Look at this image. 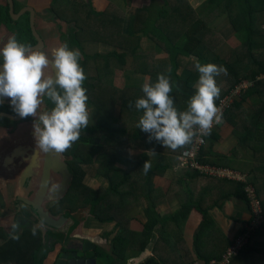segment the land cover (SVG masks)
I'll use <instances>...</instances> for the list:
<instances>
[{"label": "trees", "instance_id": "16d2710c", "mask_svg": "<svg viewBox=\"0 0 264 264\" xmlns=\"http://www.w3.org/2000/svg\"><path fill=\"white\" fill-rule=\"evenodd\" d=\"M126 2L127 0L120 1L121 5L128 4ZM164 3L166 6L169 5L168 0H164ZM206 3V6L214 5L217 8L222 7L223 14L228 16L233 30L237 32L239 37H244L243 41L242 39L241 41L245 43L243 45L247 50L246 53H241L240 49L242 47L239 46L237 51H233V55L231 56L233 57V61L224 59L218 54L214 57L207 56L205 54L208 52L207 43L211 44V42H208L207 32L210 30L206 29V25H200L198 19H193L194 10L183 13L185 20H193L189 25L185 23L183 30L176 29L164 32L157 25V21H162L170 15L167 14V9L157 10L156 19L154 14L151 16L152 13L148 8L138 9L136 14L124 17L122 12L126 11L127 6L123 8L121 14L110 13L107 9L106 12L104 10H89L87 18L91 19L90 36L84 38V29L80 27L75 30V34L69 44L70 48L78 49L81 52L79 62L86 76L83 87L87 90V106L92 110V118L95 121L92 124L89 123L85 129H82L79 140L66 150L70 155L71 186L68 192L53 204L54 207L51 209V212L54 215L64 213L71 217L73 213L81 209H88L87 212L81 211L79 212V216H75L76 220L70 226V231L80 225V222L86 218L87 214L93 216L99 223L116 222L117 230L113 232L112 238V256L105 255L106 253L103 254L104 251L102 249H98L99 252H97V257L101 259L106 258L107 264H125L128 260V254H126L128 247H132L137 241L144 239V242L138 248V253H141L145 250L153 230L158 231L162 237H166L169 234L166 221L174 219L179 225L182 222L181 215L188 214L193 207L192 204H183L182 208L174 215H170L166 221L159 216L157 211L154 216L152 215V212L155 211L152 195L154 176L162 175L169 167H172L177 162L179 154L190 144L175 151L166 148L168 150L156 160H150L146 153H139L142 159L137 161V158L133 154L130 155L129 150H126V145L131 146L134 142L143 143L148 140V134L137 128L139 116L134 113V111H138L135 108V101L143 96L142 87L138 85L131 86L120 92L111 85L102 83V77L105 74L115 71L113 70L114 66L121 68L125 66L128 56L134 58L135 72L147 76V66L138 61L137 49L139 40L142 38H137L138 33H141L144 37L151 36L152 38H156L168 50L171 66L164 67L165 70L170 69V72L168 70L164 74L170 76L173 87L170 95L174 97V105L179 111L187 109V102L196 91L194 85L199 76L197 72H193L186 78H182L177 74L178 69L182 67L181 56H194L195 60H199L202 64L215 63L218 66L229 69L233 73L236 83L229 87L230 90L227 91L228 93L226 92L227 94L230 93L232 88L245 80L248 81L250 79L255 81V85L243 92V95L236 101L233 108L227 112L226 117L228 118L234 114L236 110L245 108V102H248V100L255 96H259L261 102L255 106L256 121L253 120L250 125L255 129L261 128L264 121V52H255V37L264 36V0H207ZM7 20L6 15L0 16V21L7 22ZM184 29L191 30L184 32ZM85 41L103 43L116 47V49L107 54L97 53L89 56L84 49L83 44ZM102 65L103 67H100ZM93 69H97L98 76L96 78L88 76V71ZM158 73H163V71L159 70L154 76H151L153 82L156 81ZM219 100L215 101L216 105ZM129 102L133 105L131 108L129 107ZM140 111L143 112V110ZM236 129L238 131L239 127H236ZM239 136L242 143L255 141L254 139L244 140V133L241 132ZM103 137L112 140L116 145L114 147L106 146L101 141ZM129 139L131 141L125 143ZM258 141L261 142V138H258ZM123 154L131 158L130 167L127 169L117 166L118 160L124 159ZM209 154H212V152L205 151V147H203L199 160L212 164L214 160L207 157ZM145 160H149L152 165L147 174L144 173L142 168ZM96 162H98L97 167L95 166ZM92 165L95 168H91L89 172L93 171L94 174L105 178L108 181L107 186L102 185L99 188H95L86 185V176ZM139 172L143 175H139L140 179L137 177ZM193 172L203 175L198 170H193ZM203 176L213 177L210 175ZM235 185L236 190L227 194V196L239 197L249 202L245 184L236 181ZM136 196H139V199L145 197L147 198V203L148 201L150 203V207L147 206L145 212L146 215L148 214L147 220L140 232L128 228L127 224H131L130 220L126 219L123 214L121 215L122 205L128 204L131 201L134 202V199L137 203L138 199ZM204 217L203 227L207 222L211 221L208 213L204 214ZM250 222H247L243 232L247 231ZM201 230L195 236L196 244H198ZM54 232L55 230L50 229L48 235L57 234ZM23 235L27 238L24 242L20 238ZM19 238V248L22 250L23 245V248L26 249L24 252L28 253L30 264H43L51 250L46 248V242H43L41 231H35L34 235L32 229L26 228L24 233L19 235ZM9 242H11V239ZM51 245L55 246L54 238ZM5 248H7L6 245L1 249ZM224 254L212 257V259L205 258L206 260L204 261L208 263L213 259H221ZM235 259L232 264L236 263ZM194 262L181 259L180 257L174 261L162 257H152L143 264H193Z\"/></svg>", "mask_w": 264, "mask_h": 264}, {"label": "crops", "instance_id": "0c3cea01", "mask_svg": "<svg viewBox=\"0 0 264 264\" xmlns=\"http://www.w3.org/2000/svg\"><path fill=\"white\" fill-rule=\"evenodd\" d=\"M120 1L121 0H114L112 2L111 0H105L104 6H107L105 8L110 13L113 12L110 6L118 11H122V8L126 6H128L127 9L129 10L133 8L132 12L126 17L136 14L138 9L148 8L152 13L151 16L154 14L155 19L157 10L167 9V14L170 15L162 21H157V25L161 27L164 32L174 31L176 29L183 30V25L185 23L189 25L190 22L193 21L185 20L183 13L190 12L191 10L195 12L193 19H198L200 25H206V27H208L207 21L209 20L220 18V21H222L223 19L228 22V25L221 27L219 30L216 29L215 35H213L211 31L207 32L208 42H211V44L209 45V43H207L208 52L205 54L209 57H214L218 54L224 59L233 61L231 57L233 51H237L239 48L236 43L239 40L241 41L242 38L233 30L232 25L229 23L228 16L223 14L222 7L217 8L214 5L206 6L207 0H168V6H166L165 3L163 4L164 0H156V2H154V0H127L126 3L128 4H123L122 7ZM137 1L148 3L136 6V3H138ZM44 22L45 21L41 20L38 22L39 28L45 29L46 26ZM139 37L142 38L139 40L137 49L139 56L138 61L147 66V76H154L159 70H162L163 73H167L169 69L165 70L164 67L171 66L168 50L156 38H152L151 36L144 37L141 33H138L137 38ZM220 37L221 41H227L222 47H219L221 45ZM255 43V52H264V36H256ZM88 46H91V50ZM84 48L87 54H95L101 51L100 54H107L116 49V47L95 42L85 44ZM110 48H113V50H110ZM118 50L121 52L120 49ZM195 59L194 56H181L182 67L178 69L177 74L182 78H186L193 72L198 73L194 66ZM116 69H121V67L114 66L113 70ZM136 73L139 76H145L139 72ZM108 74L112 75L113 73H107L105 75ZM216 80L217 85L221 88L220 97L217 99L219 100L223 95L228 93L227 91L230 90L229 87L236 83V80L229 69H227L226 76L222 74L217 77ZM105 83L107 85H112L111 79H107ZM142 83L141 78L140 83L133 84L132 86L138 85L142 87ZM116 89L118 90V88ZM260 102V97L255 96L244 103L245 108L236 110L234 114L228 118L226 117V119L223 120L224 122L212 132L208 145L205 146V151L212 152V154L207 155V157L214 160L212 163L213 165L231 167L243 174H247L249 179H251L257 187L264 202V121L262 122L261 128L255 129L250 125L255 115V106L259 105ZM134 113L139 117L142 115L140 110L134 111ZM236 127H239L238 131ZM240 132L244 133V140H256L261 138V144L258 145V153H256L251 145V143L254 145L253 141L241 142L239 136ZM31 138L33 137L30 133L28 134L26 132L25 127L20 126L16 131H13V126L7 128L6 125H0V159L5 161L14 159L16 162L29 163V161H27L29 160L28 157H31L34 153L35 147L25 148L27 144L30 143ZM11 141L12 143L9 144ZM3 145H7V154H5V156L1 151V146ZM131 146L132 148L140 149L141 151L138 150V153H146L150 160L159 159L162 154L168 150L155 140L151 142L147 140L143 143L134 142ZM16 150H18L16 156L7 157L12 153L16 154ZM149 150H154L157 155L152 156ZM123 160L124 159L121 161ZM176 161H178V159ZM117 166L119 165L117 164ZM11 172L12 170L5 171L4 174L6 173L8 175ZM32 173H34L33 170ZM7 175L2 176L6 177ZM98 176L100 177L98 180L101 181L102 185L107 186L108 181L102 176ZM16 177L17 173L13 181L14 183L10 187L6 184L4 188H0V264L31 263L28 260L30 258L28 253L24 252L26 249H24L22 245L21 250L18 243L20 238L22 242L26 241L27 238L24 235L17 240L10 237V232L13 231V224L18 226L15 229V233L18 236L22 235L24 232V230L21 231V229L26 226L23 224L21 227L20 224L15 223L14 217L19 210V204H25L20 197L26 196V193L30 194V191H28V188H30L29 179L24 185L16 181ZM96 177L97 175H94V178ZM153 182L154 187H152V195L154 201L153 206L155 208V211L152 212L153 216L157 211L159 216L166 221V219H169L168 217L170 215H174L178 212L183 204H192L193 207L188 214L181 215L182 222H180L179 225L174 219L166 221L169 230V234L166 237H162L158 231L153 230L145 250L141 253H138V248H140L144 239L137 241L132 247L129 246L126 253L128 254V260L125 264H143L152 257H162L173 261L180 257L181 259L191 260V262H205V258L212 259V257L214 258L226 253L230 245L232 246L236 239L243 234L247 222L252 219V211L248 201L239 197L227 196V194L236 190L235 180L199 175L193 172V170L179 168L177 162H175L165 173L154 176ZM136 198L138 199L137 203L134 199V202L131 201L128 204L122 205L121 215L123 214L126 219L130 220L131 224H127L128 228L140 232L143 229V224L147 220L148 214L146 215L145 212L146 207L149 206L150 203L149 201L147 203V198L145 197L139 199V196H136ZM52 204L53 203H51V205ZM125 209L126 211H124ZM206 213L210 216L211 221L207 222L203 227L204 214ZM72 223L73 222L69 220L61 230H55L54 233L57 234L52 235H48L50 229L45 230L41 228L43 242H46V248L51 250L43 264H55L58 253L66 249V242H78L77 240L78 238L80 240V237H90L97 243L96 252H99L98 249H102L104 251L103 254L106 253L105 255L112 256V238L113 232L117 230L116 222L99 223L93 216L87 214L86 218L80 222V225L68 236L67 233L68 231L70 232ZM34 226L36 227V225ZM202 227L203 229L201 230ZM200 230V237L198 239V244H196L195 236ZM58 232L63 233V235L60 236ZM53 236L59 239L58 241L55 240V246L51 245ZM10 239L11 242H9ZM61 239L65 241L63 242ZM5 245L7 248L1 249ZM160 247L163 248V251L160 250ZM244 248L246 249L243 251ZM96 259L97 264L108 263V261L103 260L106 258L101 259L96 256ZM235 261V264H264V226L253 232L251 242L240 250Z\"/></svg>", "mask_w": 264, "mask_h": 264}, {"label": "clouds", "instance_id": "9594fccd", "mask_svg": "<svg viewBox=\"0 0 264 264\" xmlns=\"http://www.w3.org/2000/svg\"><path fill=\"white\" fill-rule=\"evenodd\" d=\"M0 57L3 58L0 101L8 98L19 117L34 118L35 149L44 153L65 152L79 140L81 130L88 127L90 120L87 90L83 87L86 76L79 62L81 52L63 42L53 47L49 56L44 50L20 43L16 36H11L0 48ZM194 66L199 73L194 85L196 91L184 111L174 105L169 75L158 73L155 82L149 76L142 77L143 96L135 101V108L143 110L137 128L148 134L149 142L155 140L175 151L191 145L197 134L209 135L205 147L214 131L211 132L213 124L224 122L223 112L215 103L221 93L216 78L226 76L227 69L211 62L202 64L199 60H195ZM46 101H50L52 107H48ZM132 106L129 102V107ZM202 151L203 148L200 154ZM149 152L157 155L154 150ZM151 167L150 161L145 160L144 173ZM57 188L58 185L52 184L49 191ZM17 227L13 224L10 232L14 240L19 239L15 233Z\"/></svg>", "mask_w": 264, "mask_h": 264}, {"label": "flooded vegetation", "instance_id": "af4514ba", "mask_svg": "<svg viewBox=\"0 0 264 264\" xmlns=\"http://www.w3.org/2000/svg\"><path fill=\"white\" fill-rule=\"evenodd\" d=\"M95 1L96 0H0V16L6 15L8 19L7 22L0 21V48L3 47L9 37L16 36L20 43L30 45L33 48H40L50 56L53 47L63 42H67L69 45L75 34V30L80 27L84 29L83 37L87 38L91 33V19L89 20L87 18L88 11L94 9L96 11L104 10V12H106V8L98 10L100 8L95 4ZM111 9L115 8L111 7ZM40 20L45 21V29L39 28L38 22ZM87 43L91 42L85 41L83 45ZM88 48L91 50V46H88ZM2 63L3 58L0 57V64ZM0 67H2V65H0ZM46 103L48 107H52L50 101H46ZM88 110H90V108H88ZM0 113H8L14 117H19V115L13 111L8 98H4L0 101ZM33 123L34 118L32 117L13 119L10 116L0 115V125H6L7 128L13 126V131H16L21 126L26 128L28 134H33ZM10 143H12V141L9 142V144ZM7 145L1 146V151L4 156L7 154ZM17 154L18 150H16V154L12 153L7 157L16 156ZM33 154L37 156V154ZM64 154L70 169V155L67 151H65ZM30 168L36 170L37 167L28 162L16 163L15 168H11L12 172L6 177L0 174V188H4L6 184L10 187L14 183L13 181L16 173V181L25 185L26 181L29 179L31 184L37 180L36 178L39 174L30 175V173H32ZM57 201L51 203L55 204ZM51 203L47 204V208L50 209V211H52L51 209L54 207L53 204L50 205ZM22 206L26 209L25 214L27 217H25V222L28 224H24L26 227H24L23 230L25 231L26 228L33 230L35 228V231H37L40 228L38 223L42 225L41 221L29 210L30 207L25 204H22ZM34 225H36V227Z\"/></svg>", "mask_w": 264, "mask_h": 264}, {"label": "water", "instance_id": "95a60500", "mask_svg": "<svg viewBox=\"0 0 264 264\" xmlns=\"http://www.w3.org/2000/svg\"><path fill=\"white\" fill-rule=\"evenodd\" d=\"M0 115L10 116L13 119L21 118L14 117L8 113H0ZM30 135L33 137V134L30 133ZM33 139L34 137L30 139V143L27 144L25 149L28 147L32 148V146L35 147V140ZM34 151L37 156L33 154L31 157H28L29 160L27 161L37 167L36 170L30 168L34 171V173H31L30 175H36L38 173L39 176L36 178L37 180L30 184V188H28L30 194L26 193V196H21L20 198H22L21 200L30 207L29 210L34 216L41 221L45 230H61L69 220L73 222L76 218L73 216L69 217L66 214L54 215L50 209L47 208V204L57 201L68 192L72 180L71 170L65 160L64 152L44 153L38 149H34ZM16 163H18V161L16 162L14 159L7 161L0 159V174L7 175L6 173L4 174V172L11 171L10 168H15ZM52 184L58 185L57 190L49 191ZM18 209L14 221L22 227L23 224H27L25 222V217H27L25 214L26 209L21 204H19ZM22 230L23 228L21 231ZM74 230L70 232L68 231V236ZM58 233L60 236L63 235L61 232ZM52 238H55L56 241L59 240L54 236ZM61 241L64 242L65 240L61 239ZM77 241L78 242L74 241V243L72 241L66 242V249L64 251L61 250L58 253L55 264H97V243L90 237H80V240L78 238Z\"/></svg>", "mask_w": 264, "mask_h": 264}, {"label": "built area", "instance_id": "2783aa9c", "mask_svg": "<svg viewBox=\"0 0 264 264\" xmlns=\"http://www.w3.org/2000/svg\"><path fill=\"white\" fill-rule=\"evenodd\" d=\"M255 81L245 80L244 82L236 85L229 94L223 96L217 106L223 112V120L226 119V114L233 108L236 101L241 98L243 92L254 86ZM221 124H213L212 130H215ZM211 134V133H210ZM209 135L200 136L197 134L193 138V142L189 147L184 149L178 156L177 166L184 170H198L200 174L210 175L217 178L232 179L235 181L243 182L245 190L248 195L249 204L252 211V219L247 231L239 236L234 244L227 249V252L221 259H213L210 262H194L193 264H232L234 259L239 255L240 250L251 241L253 232L261 229L264 226V204L257 187L249 179L247 174H243L238 170L231 167H222L210 163H204L200 158V152L204 145H206Z\"/></svg>", "mask_w": 264, "mask_h": 264}, {"label": "rangeland", "instance_id": "374dc122", "mask_svg": "<svg viewBox=\"0 0 264 264\" xmlns=\"http://www.w3.org/2000/svg\"><path fill=\"white\" fill-rule=\"evenodd\" d=\"M82 1H84V0H82ZM112 2L114 1V0H111ZM138 2V1H137ZM148 2H142V1H140V2H138V3H136V6H140L141 4L143 5V4H147ZM95 4H97V6L100 8V9H103V8H105V7H107V6H104L105 5V0H96L95 1ZM112 6H110V8H111ZM121 7H122V5H121ZM128 7V6H127ZM123 9V8H122ZM132 10H133V8H131ZM113 10V12L114 13H117V14H121V11H118V10H115V9H112ZM132 10H129V9H127L126 8V11L125 12H122V15L125 17V16H128L131 12H132ZM124 13V14H123ZM223 18V17H222ZM263 22V21H262ZM263 24H264V22H263ZM225 25H228V22L227 21H225V20H223L222 19V21H220V18H218V19H213V20H209V21H207V28L206 29H209L210 31H211V33L213 34V35H215L216 34V29L217 30H219L221 27H223V26H225ZM186 30H191V29H184V32L186 31ZM188 31V32H189ZM243 36H242V41H243ZM220 43H221V45L219 46V47H222L225 43H227V41H221V37H220ZM243 44H245V43H243V42H241L240 40L236 43V45L237 46H241L242 48L240 49L241 50V53H246L247 52V50H246V48L244 47V45ZM112 47V46H111ZM113 50V48H110V50ZM102 52V51H101ZM101 52H99V53H101ZM214 52V51H213ZM95 53V52H94ZM95 54H97V53H95ZM94 54H92V53H89V56H93ZM233 58V57H232ZM100 67H103V65L102 66H100ZM134 68H135V61H134V59L132 58V57H128L127 58V64H126V66L125 67H123V68H121V69H116L114 72H113V74L112 75H104L103 77H102V83H105L106 81H107V79H111V83H112V87H116V88H118V91H122L123 89H125V88H129V86L131 87L133 84H137V83H140L141 82V78H142V76L140 75H138L136 72H135V70H134ZM88 76L89 77H97L98 76V73H97V69H93V70H90V71H88ZM142 82H143V79H142ZM115 88V89H116ZM91 112V120H89V123L90 124H92V122H94L95 121V119H93L92 118V115H93V113H92V110L90 109L89 110V113ZM254 114V113H253ZM256 116L254 115L253 116V120H255L256 121V118H255ZM257 123H258V121H257ZM83 133H84V131H83ZM82 133V134H83ZM86 133V132H85ZM102 143H104L106 146H108V147H114L115 145H116V143H114L112 140H109L108 138H106V137H103L102 138ZM131 140L129 139L127 142H125V143H128V142H130ZM254 142V145L251 143V145H252V147L255 149V151L257 150V152H258V145H260L261 144V142H259L258 141V139H256L255 141H253ZM258 143V144H257ZM126 150H131V152H132V154L137 158V161H140L141 159H142V156L138 153L139 151H141L140 149H135V148H132V146H129V145H126ZM139 150V151H138ZM256 152V153H257ZM123 157H124V160L123 161H121L120 159V161H118L117 162V164L119 165V166H121V167H123V169L125 168V169H127L128 167H130V163H131V158L128 156V155H125V154H123L122 155ZM121 162V163H120ZM123 163V164H122ZM96 165V167L98 166V162H96L95 163ZM120 167V168H121ZM88 168V167H87ZM91 168H95L94 167V165H92V167H90L89 168V170H88V172L90 171V169ZM94 175H97V174H94L93 173V171H91V172H89L88 174H87V176H86V180H85V183H86V185L87 186H89V187H95V188H99V187H101L102 186V183H101V181H99L98 179H100V177L97 175V177L96 178H94ZM139 175L140 176H143L140 172L138 173V175H137V177L140 179V177H139ZM51 205V204H50ZM54 206V205H53ZM81 211H88V209L87 210H83V209H81V210H79L78 212H75V213H73L72 214V216L73 217H77V216H79V212H81ZM62 214H64V213H62ZM38 225H39V229L38 230H40L41 231V228H45L44 226H42L41 224H39L38 223ZM160 250H162L163 251V248L162 247H160ZM164 253V252H163ZM104 261H107V260H105V259H103Z\"/></svg>", "mask_w": 264, "mask_h": 264}]
</instances>
